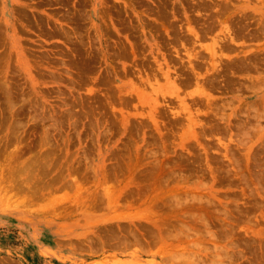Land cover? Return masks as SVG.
Returning <instances> with one entry per match:
<instances>
[{
  "label": "rangeland",
  "instance_id": "obj_1",
  "mask_svg": "<svg viewBox=\"0 0 264 264\" xmlns=\"http://www.w3.org/2000/svg\"><path fill=\"white\" fill-rule=\"evenodd\" d=\"M0 264H264V0H0Z\"/></svg>",
  "mask_w": 264,
  "mask_h": 264
},
{
  "label": "bare ground",
  "instance_id": "obj_2",
  "mask_svg": "<svg viewBox=\"0 0 264 264\" xmlns=\"http://www.w3.org/2000/svg\"><path fill=\"white\" fill-rule=\"evenodd\" d=\"M169 88V87H168ZM118 195V194H117ZM116 197V196H115ZM150 197V196H149Z\"/></svg>",
  "mask_w": 264,
  "mask_h": 264
}]
</instances>
